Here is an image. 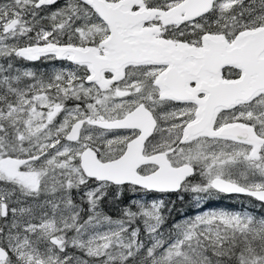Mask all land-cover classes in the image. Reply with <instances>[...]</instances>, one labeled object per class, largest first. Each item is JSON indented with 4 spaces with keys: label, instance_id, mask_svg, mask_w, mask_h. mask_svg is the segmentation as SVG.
<instances>
[{
    "label": "snow or ice",
    "instance_id": "6c2138e0",
    "mask_svg": "<svg viewBox=\"0 0 264 264\" xmlns=\"http://www.w3.org/2000/svg\"><path fill=\"white\" fill-rule=\"evenodd\" d=\"M0 264H264V0H0Z\"/></svg>",
    "mask_w": 264,
    "mask_h": 264
},
{
    "label": "trees",
    "instance_id": "16d2710c",
    "mask_svg": "<svg viewBox=\"0 0 264 264\" xmlns=\"http://www.w3.org/2000/svg\"><path fill=\"white\" fill-rule=\"evenodd\" d=\"M167 199H170L171 201L175 202V209L176 211L173 212V217L176 219H179L182 217V215L192 214L195 211H198L194 207H192L187 200L184 202L179 201L176 196L173 194L170 197H167ZM238 199H232V198H226L222 197L218 200H214L211 202V204H224V206H231L236 205ZM171 207V205H169ZM261 210H258V214Z\"/></svg>",
    "mask_w": 264,
    "mask_h": 264
},
{
    "label": "rangeland",
    "instance_id": "374dc122",
    "mask_svg": "<svg viewBox=\"0 0 264 264\" xmlns=\"http://www.w3.org/2000/svg\"><path fill=\"white\" fill-rule=\"evenodd\" d=\"M37 64H39V63H37ZM30 66H32V65H30ZM35 66L36 67H40V68H43L45 65L44 64H42V63H40L39 65H36L35 64ZM239 201V200H238ZM213 206H217V207H224L223 205H216V204H213ZM256 210H259V208H256Z\"/></svg>",
    "mask_w": 264,
    "mask_h": 264
},
{
    "label": "flooded vegetation",
    "instance_id": "af4514ba",
    "mask_svg": "<svg viewBox=\"0 0 264 264\" xmlns=\"http://www.w3.org/2000/svg\"><path fill=\"white\" fill-rule=\"evenodd\" d=\"M37 63H39V64H40L41 62H35V64H36V65H39V64H37ZM44 67H45V66H44Z\"/></svg>",
    "mask_w": 264,
    "mask_h": 264
}]
</instances>
